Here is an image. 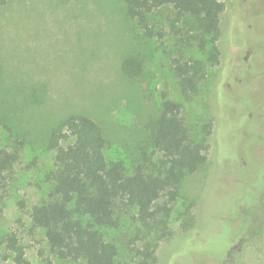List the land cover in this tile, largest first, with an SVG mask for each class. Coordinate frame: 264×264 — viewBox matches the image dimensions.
<instances>
[{"label": "rangeland", "instance_id": "obj_1", "mask_svg": "<svg viewBox=\"0 0 264 264\" xmlns=\"http://www.w3.org/2000/svg\"><path fill=\"white\" fill-rule=\"evenodd\" d=\"M228 13L221 17L220 64L207 65L198 94L186 101L172 60L210 63L212 50L181 42L167 24L170 11L149 18L164 29L161 37L148 38L126 15L123 0L0 6V149L18 157L2 190L0 264H16L2 242L8 234L23 248L22 264L55 260L43 230L29 218L51 190V130L72 115L90 118L105 139L106 161L128 173L147 149L148 123L163 100L182 104L181 117L196 141L203 142L214 124L213 143L204 146L206 162L182 178L165 235L136 222L134 209L122 214L117 228L102 230L116 246L115 264H264V0H235ZM127 57L143 62L137 79L121 72ZM189 204L193 220L184 231Z\"/></svg>", "mask_w": 264, "mask_h": 264}, {"label": "trees", "instance_id": "obj_2", "mask_svg": "<svg viewBox=\"0 0 264 264\" xmlns=\"http://www.w3.org/2000/svg\"><path fill=\"white\" fill-rule=\"evenodd\" d=\"M12 1L0 0V6ZM123 1L126 15L145 37L163 35L164 27L155 29L149 18L156 11L168 10L173 18H167V24L180 35L181 42L195 40L200 48L211 45L212 52L206 59L210 63L192 58L172 60L182 98L194 99L206 77L207 65L219 63L221 17L229 15L235 0ZM142 63L137 57H127L121 63V72L127 79H137ZM181 108L182 104L173 100L161 102L158 116L148 123L144 139L147 149L128 173L121 163L106 161L105 139L90 118L72 115L51 130L47 149L54 152V167L46 174L51 190L48 200L32 207L29 218L32 227L43 230L49 252L59 264H115L116 246L104 239L102 230L117 228L122 214L131 209L135 210V221L147 231L166 234V220L179 195V184L185 174L195 172L206 162L204 146H209L211 139L213 143L215 127L212 124L208 128L203 142L196 141L183 122ZM17 158L16 153L0 149V204L6 173ZM163 197L166 200L160 203ZM192 220L189 204L183 211L184 231ZM2 242L16 264L24 263L23 248L15 234L5 235ZM55 260L46 258L43 264H57Z\"/></svg>", "mask_w": 264, "mask_h": 264}]
</instances>
